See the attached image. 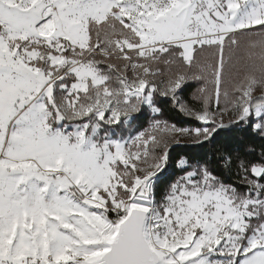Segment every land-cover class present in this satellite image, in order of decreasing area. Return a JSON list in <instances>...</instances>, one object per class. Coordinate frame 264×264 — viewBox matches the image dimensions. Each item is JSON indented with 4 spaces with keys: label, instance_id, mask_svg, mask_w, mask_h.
<instances>
[{
    "label": "snow or ice",
    "instance_id": "snow-or-ice-1",
    "mask_svg": "<svg viewBox=\"0 0 264 264\" xmlns=\"http://www.w3.org/2000/svg\"><path fill=\"white\" fill-rule=\"evenodd\" d=\"M0 264H264V0H0Z\"/></svg>",
    "mask_w": 264,
    "mask_h": 264
},
{
    "label": "trees",
    "instance_id": "trees-1",
    "mask_svg": "<svg viewBox=\"0 0 264 264\" xmlns=\"http://www.w3.org/2000/svg\"><path fill=\"white\" fill-rule=\"evenodd\" d=\"M195 89L194 88H189L188 89V93L190 94L191 92H193Z\"/></svg>",
    "mask_w": 264,
    "mask_h": 264
}]
</instances>
